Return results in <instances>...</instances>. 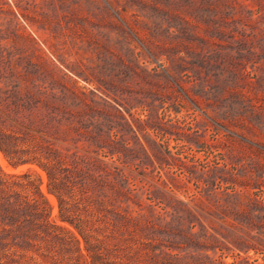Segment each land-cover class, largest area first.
Returning <instances> with one entry per match:
<instances>
[{
  "label": "trees",
  "instance_id": "trees-1",
  "mask_svg": "<svg viewBox=\"0 0 264 264\" xmlns=\"http://www.w3.org/2000/svg\"><path fill=\"white\" fill-rule=\"evenodd\" d=\"M114 2L157 33L146 11L157 1ZM15 5L26 24L53 27L41 6ZM3 10L0 152L12 167L30 166L0 165V264H264V0H201L193 22L175 11L190 58L164 45L176 71L230 83L205 107L247 145L163 121L144 97L122 95L117 105L88 96ZM136 99L143 117L131 111ZM150 130L175 134L176 149ZM37 168L61 222L50 218Z\"/></svg>",
  "mask_w": 264,
  "mask_h": 264
},
{
  "label": "rangeland",
  "instance_id": "rangeland-1",
  "mask_svg": "<svg viewBox=\"0 0 264 264\" xmlns=\"http://www.w3.org/2000/svg\"><path fill=\"white\" fill-rule=\"evenodd\" d=\"M16 1L0 0V7L4 9L2 18H9L6 10L9 7L13 9L16 21L33 37L38 51L74 79L88 96L104 98L114 104H126L122 95L129 93L137 98L144 97L148 104L152 102L157 107L163 121L177 123L185 129L199 127L200 130L206 126L205 136L208 139L215 135L238 145H247L238 136L240 131L237 128L226 127L211 109L205 107L208 102H220L216 97L218 92L230 83L216 80L215 77L211 82L199 83L191 69L176 71L170 67L173 52H168L164 45L177 44L183 49L179 42L185 39L177 36L179 33L174 25L178 18L174 12L178 11L193 22L195 20L189 11L198 12L201 0H152L157 1L159 8H147L146 11L158 17L157 33L146 27L143 16L133 15V11L139 13L136 9L125 10L114 0H28L41 6L43 12L52 14V28H43L39 21L26 24L18 14L21 7L15 5ZM170 12L169 23L162 22V18ZM180 54L187 60L190 58L184 49ZM185 64L190 65L189 62ZM250 68V64H247V69ZM211 72L216 73L214 70ZM134 102L137 105L131 111L143 117L139 99ZM150 133L157 141L167 139L169 147L176 149L173 147L178 143L175 134L162 137L160 133L156 136L153 130ZM180 152L181 155H190L188 148H182ZM197 155L201 156V153L197 152ZM0 165L6 172H19L30 166L12 167L1 152ZM37 171L42 179L41 188L51 205L50 218L61 222L57 216L56 198L46 189L45 173L39 168ZM179 195L183 196L181 193ZM225 259L229 261L232 257L228 255Z\"/></svg>",
  "mask_w": 264,
  "mask_h": 264
}]
</instances>
